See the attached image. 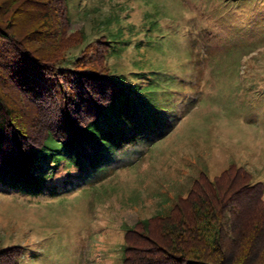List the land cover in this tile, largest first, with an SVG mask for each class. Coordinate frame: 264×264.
Masks as SVG:
<instances>
[{
	"label": "rangeland",
	"instance_id": "obj_1",
	"mask_svg": "<svg viewBox=\"0 0 264 264\" xmlns=\"http://www.w3.org/2000/svg\"><path fill=\"white\" fill-rule=\"evenodd\" d=\"M67 2L70 32L86 35L69 65L101 38L108 75L143 106L83 151L48 142L32 180L0 170V250L19 264H123L132 224L230 164L264 198V0Z\"/></svg>",
	"mask_w": 264,
	"mask_h": 264
},
{
	"label": "trees",
	"instance_id": "obj_2",
	"mask_svg": "<svg viewBox=\"0 0 264 264\" xmlns=\"http://www.w3.org/2000/svg\"><path fill=\"white\" fill-rule=\"evenodd\" d=\"M70 25L67 0H0V170L26 182L48 142L122 135L128 112L143 106L108 75L101 38L69 65V51L86 39ZM262 194L243 167L200 172L166 214L128 228L123 264H264ZM19 253L0 250V264H19Z\"/></svg>",
	"mask_w": 264,
	"mask_h": 264
}]
</instances>
